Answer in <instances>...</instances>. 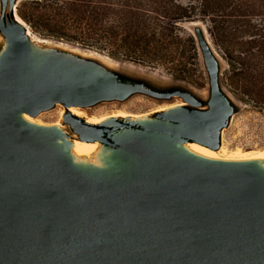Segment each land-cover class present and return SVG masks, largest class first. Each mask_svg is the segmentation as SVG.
Masks as SVG:
<instances>
[{
	"label": "water",
	"instance_id": "95a60500",
	"mask_svg": "<svg viewBox=\"0 0 264 264\" xmlns=\"http://www.w3.org/2000/svg\"><path fill=\"white\" fill-rule=\"evenodd\" d=\"M18 1L1 0L0 11V264H264V170L179 147L220 150L235 113L205 30L192 26L211 79L208 110L177 92L185 106L154 123L95 126L68 110L165 97L99 62L34 53ZM58 105L76 136L21 118ZM72 138L112 152L108 167L75 165L60 143Z\"/></svg>",
	"mask_w": 264,
	"mask_h": 264
},
{
	"label": "trees",
	"instance_id": "16d2710c",
	"mask_svg": "<svg viewBox=\"0 0 264 264\" xmlns=\"http://www.w3.org/2000/svg\"><path fill=\"white\" fill-rule=\"evenodd\" d=\"M18 15L58 41L150 65L196 56V41L185 40L178 24L207 20L231 86L264 105V0H27Z\"/></svg>",
	"mask_w": 264,
	"mask_h": 264
},
{
	"label": "rangeland",
	"instance_id": "374dc122",
	"mask_svg": "<svg viewBox=\"0 0 264 264\" xmlns=\"http://www.w3.org/2000/svg\"><path fill=\"white\" fill-rule=\"evenodd\" d=\"M25 1L27 0L22 1L19 4V7ZM1 8L2 2L0 0V11ZM195 22L199 23V31L200 29L201 31L206 29L209 33V40L212 44L211 48L214 49V54L220 61L221 88L235 110L234 115L231 117L229 127L222 132V145H226L231 151L237 148H241L244 151H264V105H257L245 96L241 89L231 86V67L223 49L217 45L212 37L210 23L207 20L204 21L202 19ZM195 22H184L178 25L181 29V36L185 40L192 37L196 41L197 55L191 58L190 53L188 52L179 53L173 63L168 65L142 64L126 59L116 60L112 58L109 53L80 47V49L84 51L94 52L105 58L111 59V62H115V64L118 65L117 70L122 78L156 90L161 93V96L163 95L165 97L159 99L142 93H137L125 102H103L94 107L83 110L92 117L113 115L118 112H128L132 114L150 113L155 117V115H158L155 112L162 107L179 103L182 107L185 106L183 99L176 94L177 92L192 93L197 99H199V101H201V110H208L211 100V79L206 65L203 48L200 46L196 38L197 28L190 26L191 23ZM28 26L27 28L35 38L58 42L57 39L35 32L30 26ZM241 37H243L244 41L251 38L249 35ZM3 44L4 39L0 33V50L2 49ZM216 53H218V56ZM62 109L65 117L67 111L63 106L58 105L54 109L42 113L38 119L48 124L55 123L60 120ZM63 120L62 125L64 124L63 128L65 133L68 131L71 136H76L71 127L66 123H63ZM72 139L78 141L77 138Z\"/></svg>",
	"mask_w": 264,
	"mask_h": 264
},
{
	"label": "bare ground",
	"instance_id": "6f19581e",
	"mask_svg": "<svg viewBox=\"0 0 264 264\" xmlns=\"http://www.w3.org/2000/svg\"><path fill=\"white\" fill-rule=\"evenodd\" d=\"M22 1L24 0L18 1V6L16 7L15 12L19 23H22L27 28L24 21L18 15L19 4ZM193 25L198 26L199 23L195 22L190 24V26ZM205 34L207 36L209 44L212 47V44L209 40V33L206 29H205ZM27 37L29 39V42L31 44L34 53L41 54V53H48L51 51H59L63 54H67L75 58H81L85 61L91 60V61L99 62L100 64L114 71L118 69V65H116L115 62H111V59L109 58H105L94 52L84 51L80 48L68 45L66 43L37 39L33 36V34L29 29H28ZM6 47L7 45H4L3 49L5 50ZM216 55L218 56V53H216ZM182 108H183L182 105L179 103L175 105L162 107L158 109L156 112L155 111L154 112L156 114H164L176 110H181ZM68 111L73 116L78 117L86 121V123L95 126L103 125L105 123L111 122L112 120H123L135 124H144V125H148L150 123L156 122L155 118L150 113L132 114L128 112H118L113 115L92 117L89 116L81 108H70ZM21 118L26 123L32 126L52 129L60 132L63 135L66 134L62 125V120L64 118L63 109L61 111L60 120L52 124L42 122L38 119V117L36 118L31 117L30 115L27 114L22 115ZM60 143L66 147V150L72 162L75 165L84 168L105 170L108 167V164L113 155L112 152L108 151L104 146L100 145L99 143H86L80 140L76 141L73 139H68V140L61 139ZM179 147L188 154L204 160H209L214 162H226V163H254L258 165L262 170H264V151H244L241 148H237L231 151L224 144L221 146L220 150L218 151L210 150L196 143H186Z\"/></svg>",
	"mask_w": 264,
	"mask_h": 264
}]
</instances>
